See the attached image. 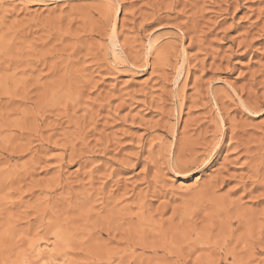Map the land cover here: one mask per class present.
<instances>
[{
    "label": "rangeland",
    "instance_id": "374dc122",
    "mask_svg": "<svg viewBox=\"0 0 264 264\" xmlns=\"http://www.w3.org/2000/svg\"><path fill=\"white\" fill-rule=\"evenodd\" d=\"M0 264H264V0H0Z\"/></svg>",
    "mask_w": 264,
    "mask_h": 264
},
{
    "label": "bare ground",
    "instance_id": "6f19581e",
    "mask_svg": "<svg viewBox=\"0 0 264 264\" xmlns=\"http://www.w3.org/2000/svg\"><path fill=\"white\" fill-rule=\"evenodd\" d=\"M189 145V144H188ZM215 145V144H214ZM192 146V145H191ZM242 146V145H241ZM216 147V146H215ZM239 148V147H238ZM189 149H190V146H189ZM192 149V148H191ZM191 152V151H190ZM193 157V156H192ZM192 160V159H191ZM187 161V160H186ZM193 161V160H192ZM180 162V161H179ZM191 162V161H190ZM195 162V161H194ZM193 162V163H194ZM200 162V161H199ZM248 162V161H247ZM177 164V163H176ZM182 164H184L183 162H182ZM188 164L190 165V163L188 162ZM197 164V163H196ZM178 166H180V165H178ZM184 166V165H183ZM193 167H194V165H192ZM197 165H195V167H196ZM182 167V166H181ZM177 168V167H176ZM180 170H181V168H179ZM182 169H184V167L182 168ZM186 170V169H185ZM246 177V176H245ZM252 177H254V176H252ZM251 180V179H250ZM241 223V222H240Z\"/></svg>",
    "mask_w": 264,
    "mask_h": 264
}]
</instances>
